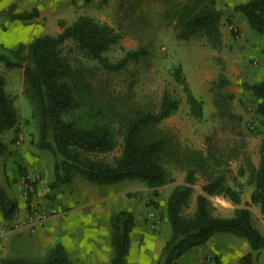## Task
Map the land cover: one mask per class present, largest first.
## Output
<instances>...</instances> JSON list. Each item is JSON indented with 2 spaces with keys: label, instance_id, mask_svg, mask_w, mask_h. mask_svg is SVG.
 <instances>
[{
  "label": "trees",
  "instance_id": "trees-1",
  "mask_svg": "<svg viewBox=\"0 0 264 264\" xmlns=\"http://www.w3.org/2000/svg\"><path fill=\"white\" fill-rule=\"evenodd\" d=\"M234 8L253 30L264 34V0L241 1ZM119 11L120 30L82 14L71 23L60 19L61 31L56 34L38 35L28 43L21 42L18 47L0 51V61L7 68L23 69L24 94L33 104L39 128L36 144L51 150L55 156L52 185L68 183L75 175H81L98 185L140 179L151 186H161L175 180L176 169L182 170L184 182L175 186L167 202L171 235L156 264H176L185 252L204 244L216 233H233L245 238L251 250L239 257L238 264H255V251L264 248V234L255 225L248 205L259 204L264 214V139L259 146L260 163L256 166L247 151L249 142L242 128L243 116L232 108L235 95L224 91L231 83L226 73H220L215 86L220 127L205 135L203 148L182 141L171 127L163 125L179 108V100L167 90L160 103L149 94L138 99L132 92L115 90L99 74L101 68L118 71L130 61L147 55L165 25H171L179 39L203 34L212 45H219L223 40L221 23L225 11L217 0H120ZM0 13L11 20L27 21L38 17L40 10L37 7L18 10L16 3H11L0 9ZM226 20L231 22V16ZM125 34L138 39L140 45L113 62L105 52ZM67 40L75 41L84 56L96 59L99 65L71 62L61 49ZM175 73L176 80L184 84L192 114L201 118L203 101L192 92L182 69ZM243 87L255 95L256 111L264 117V74L256 82H244ZM18 123L15 99L6 90V78L0 72V155L8 151L3 134L9 129L19 133ZM119 139L120 155L112 161L100 156L116 149ZM241 156L244 163L238 171L240 175H247L248 183L255 186L251 201L247 206L236 208L232 216L216 215L211 195L224 194L234 203H241L240 190L228 182L233 173L231 164ZM18 165L20 174L26 176V165L23 162ZM199 177L205 183L197 195L196 210L189 215L185 210L190 206ZM18 210L17 200L9 195L7 187L0 185V211L4 218H13ZM135 225L131 210L122 209L113 216L111 264H127ZM3 264L73 263L64 245L58 242L42 259L7 257Z\"/></svg>",
  "mask_w": 264,
  "mask_h": 264
},
{
  "label": "rangeland",
  "instance_id": "rangeland-1",
  "mask_svg": "<svg viewBox=\"0 0 264 264\" xmlns=\"http://www.w3.org/2000/svg\"><path fill=\"white\" fill-rule=\"evenodd\" d=\"M17 1L16 5L18 10H20L19 4H27L28 0ZM11 2L15 3L14 0H0V9L7 8ZM119 2L120 0L114 1L111 7L108 8L106 0H96L97 8L105 10L102 12L105 15V19L109 20L108 23L114 25L118 30H120L118 26ZM106 20L105 22H107ZM229 23L226 22L225 25H229ZM36 24L35 21L11 20L4 13H0V51H6V48L18 47L19 44L13 37L14 35L16 37L17 33L22 37V34L25 35L36 27L37 35H42L39 30L40 26L38 28ZM238 26L242 30L241 38L238 39L231 37L228 33H223L222 42L214 46L203 34H198L188 40L179 39L176 37L174 28L171 25H165L160 30L147 55L141 56L138 60L130 61L118 71L101 68L99 74L103 78L108 79L111 87L115 90L122 93L132 92L138 99H144L149 94L160 103L163 93L167 90L174 98L179 100V108L164 120L163 125L171 127L182 141L195 147L203 148L205 147V135L220 127V117L215 104V86L220 73L224 71L227 76H230L232 80V85L229 86L230 89L236 90L239 87L243 91L242 95L245 94L247 96L249 95L246 93L243 83L256 82L264 74V60L260 55V51L264 52V34L256 32L251 27H247L245 29L246 32L244 31L245 33L243 34V28L239 24ZM139 45L138 39L125 34L118 43L105 52V55L111 61L116 62L125 55L126 51L136 49ZM61 49L62 53L73 63L99 65L96 59L84 56L77 43L73 40H67L62 44ZM179 68L182 69V76L187 80L192 92L195 93L199 100L203 101V107L206 104L207 116L203 115L201 118H197L192 114L184 84L176 80L175 72ZM0 72L6 78V90L15 99V104L19 111L18 126L20 130L19 133H16L15 129L13 131L12 129L7 130L3 134L2 139L8 142L13 134V140H11L16 144L15 146L20 145V147L34 150L43 165L54 169L55 156L52 151L39 148L36 144L39 139V128L37 119L33 115V104L24 94L23 69L7 68L5 63L0 61ZM242 95L239 93L240 101L238 106L234 105L232 101V108L243 116L242 128L248 138V147L252 144L254 148H257L264 139V117L260 116L256 111L258 100L255 95L247 97L248 102L252 104L251 108H248L245 102L242 101L240 98ZM209 103L211 104L210 107ZM121 150V139H119V145L116 149L100 154V156L112 161L121 154ZM247 151L251 156L250 153L252 151L250 149ZM240 160H242V164L244 163L243 158L235 160L233 162L235 171L233 170L229 177L234 185H236L238 177L242 176L238 171L241 166ZM182 173L184 171L176 169L173 174L175 180L161 186H151L140 179H127L111 185H98L81 175H75L81 176L79 186L81 190H84V194L78 198L76 196L73 200H69L70 196L64 194V202H71V205L70 207H65L64 204H60L58 206L59 211L55 217L64 218L63 215L69 214L66 211L71 208L72 204L79 206V208H90L93 215L92 217L89 216V218L93 220L95 229L89 228V231L87 232L86 230L85 233L89 235L92 233L95 235L96 233L95 237L99 234L103 244L102 246L96 245V240L93 246L87 244L74 246L68 243L64 247L71 262L73 264H111L114 254L112 218L118 211L128 209L134 213L136 225L132 232V247L127 264H156L163 246L171 235V224L167 213L168 198L177 185L176 180L181 177ZM54 175L52 174V176ZM10 176L8 175L7 177V191L19 203L20 200L15 194L20 192L26 198L30 195L32 197L36 191V185L42 179L43 174L41 175L40 171L34 173L35 179H30V181H24L21 174L18 179ZM53 183L54 180L50 183L47 198H56V193L60 189L58 185L62 184L59 183L53 186ZM66 183L64 182L63 184ZM204 183V178L199 177L194 187L196 190L192 194L190 206L185 210L187 214L190 215L195 212L197 189L201 188L202 190ZM64 186L67 187L66 185ZM100 194L103 199L99 200ZM105 196L106 198H104ZM213 197L216 200L213 201L210 198L213 213L224 216L222 208L220 209V206L216 203L220 202L223 204L222 201L218 199V196L213 195ZM33 206L34 204L31 203V207ZM73 219H76V217L72 216L70 220L72 221ZM260 219L256 214H253L255 225L262 223ZM79 235L80 232H78ZM31 236L32 234H30ZM30 237L28 238L27 246L28 249L31 248L30 251L36 248V253L32 257L36 259L46 257L58 243L53 239L51 245L43 244L38 247L34 239ZM210 239L211 244L215 248L224 249L227 247V251L228 246L231 247L232 244H236L241 255L248 252L250 248L245 238L233 233H216ZM189 251L179 257L176 264H205L206 262L218 264V259L224 257L218 254L215 249L208 248L202 250L199 261H185L184 256ZM232 253H230L228 258L230 261L233 257H236L237 252ZM7 257H3L2 260ZM220 261L222 262L223 259H220ZM255 264H264V248L255 251Z\"/></svg>",
  "mask_w": 264,
  "mask_h": 264
},
{
  "label": "crops",
  "instance_id": "crops-1",
  "mask_svg": "<svg viewBox=\"0 0 264 264\" xmlns=\"http://www.w3.org/2000/svg\"><path fill=\"white\" fill-rule=\"evenodd\" d=\"M116 0H106L108 4V8L111 7L112 3ZM243 0H217L218 6L222 8L225 11V15L222 19L221 23V29L223 33H228L231 35V37H234L232 35V31L230 29V23L236 22L243 28V34L246 32L245 29L247 27H250L246 18L239 12L235 10V5L238 4ZM15 3H18L17 0H14ZM13 3V2H11ZM20 10L30 9L32 7H37L40 10V14L38 17H36L33 20H27V21H35V24L40 26L41 34L44 33H52L56 34L61 31V27L59 25V20L64 19L68 23L73 22L77 17H79L82 14H88L97 20L105 22V15L102 13L105 10H99L96 6V0H28L27 4H19ZM231 16L232 21L229 23V25H225L226 22H228L226 19L227 17ZM26 21V22H27ZM109 22V20H106ZM228 24V23H227ZM245 31V32H244ZM38 31L35 28H32L31 31L27 32V34H22V37L19 36V33H17L16 37L13 36L17 44L21 42H30L33 40L37 35ZM244 36V35H243ZM13 41V40H12ZM260 55L262 56V59L264 60V52L260 51ZM228 78L231 80L230 76ZM232 85V80L229 85H226L224 87V91L233 93L235 95L233 99V104L238 106V103L240 101L239 99V93L241 95L243 94V91L241 88L237 87L236 90H232L229 88V86ZM246 93L250 96H254L252 92L246 91ZM195 95V93H194ZM196 96V95H195ZM247 95H242L240 97L243 102H245V105L248 108L252 107V104L248 102L249 97ZM197 97V96H196ZM211 103V102H210ZM209 103V107L210 104ZM240 111V110H237ZM204 115L207 116L206 111V104L204 105ZM14 129H12L13 131ZM16 131V130H15ZM18 133V132H16ZM13 140V134L11 135L8 142L4 141L8 145V151L5 154L0 155V185L7 186V175H11L12 178H19L20 172H19V163L23 162L24 165H26L27 170L29 174L33 175L36 172L40 171V174H43L42 179L37 183L36 185V191L31 197V201H28L24 194L18 193L15 194L17 198H19V210L16 213V215L11 219H6L2 215L0 211V228L4 229V237L0 241V264H3L2 258L5 256L8 257H15V256H31L35 255L36 248H33V251H30L27 246L28 238L30 237V234L32 236L30 238H33L35 241V244L39 247L40 245H51L53 242V239L57 242H61L64 246H67L68 243L71 245H89L93 246L95 243L98 246H102L103 242L100 240L99 234H97V237L92 233L89 235L87 232L89 231V228H94V222L89 216L92 217V211L90 208H79L77 205L71 206L69 210L66 212H69V214L63 215L64 218H58L55 217V215H51V217L38 228L37 231L31 232L26 225L27 216L31 210V203H33L35 206L50 209L51 207H56L59 211L60 204H64L65 207H70L71 202H64V194H67L70 196L69 200H73L76 196L81 197L82 194H84V190L80 188L79 186V180L81 179V176H75L72 178V180L66 184H59L58 187L60 188L56 193V198H47V192L50 189V183L54 180L55 181V168L52 169L51 167H47V165H43L41 163V159L36 156V153L34 150L30 148H23L20 147V145L15 146L16 144L12 141ZM251 150V158L253 163L258 166L260 163V151L259 147L254 148V146L251 144L250 147L247 148V150ZM242 156L239 158L241 159ZM238 159V160H239ZM237 161V160H236ZM242 160H240V165ZM234 162V161H233ZM233 162L231 164V167L235 171ZM52 174L54 176H52ZM183 175V176H182ZM238 176V175H237ZM247 175H242L238 177V180L236 182V185H234L233 182L229 179V184L237 189L240 190L241 193V203H234L232 199L228 196H225L224 194L215 195L218 196V199L222 201L223 204L220 202H216L220 209L222 208V214L224 216H232L234 215V211L236 208L247 206V202L251 201V193L254 190L255 186L252 183H248ZM185 178V172L181 174V177L178 178L176 181V184H181L184 182ZM66 185L67 187H65ZM195 187V185H194ZM196 189H194L195 192ZM197 195L202 192L201 188L199 190L197 189ZM106 198V196L104 197ZM213 201L214 197H210ZM103 199L102 195H99V200ZM67 200V199H66ZM90 204V202H89ZM248 207L252 211L253 214H256V216L260 217L262 223H258L256 226L263 232L264 229V214L261 213L260 205L259 204H250ZM91 212V213H87ZM60 214V213H59ZM74 216L76 219L70 220L71 217ZM80 216V217H78ZM71 221V222H70ZM78 232H80V235L78 236ZM85 233V234H84ZM219 234V233H218ZM264 234V232H263ZM95 237V238H94ZM96 240V241H95ZM95 241V243H94ZM211 239H209L204 244L195 247L194 249L190 250L185 256V261H199L201 259L202 250L206 249H215L218 254H221L224 256L223 258H219L218 264H238L239 257L241 256L240 250L238 251V248L236 244H232V246H228L226 248H215L211 244ZM249 251L251 248L248 249ZM232 251V252H229ZM236 253V257H233V259L230 261L229 255L230 253L234 254ZM220 259H223L221 262Z\"/></svg>",
  "mask_w": 264,
  "mask_h": 264
},
{
  "label": "built area",
  "instance_id": "built-area-1",
  "mask_svg": "<svg viewBox=\"0 0 264 264\" xmlns=\"http://www.w3.org/2000/svg\"><path fill=\"white\" fill-rule=\"evenodd\" d=\"M103 1V0H101ZM230 29L233 33V36L235 38H241L242 37V30L238 26L236 22L230 23ZM24 181H30V179L34 180V176L31 174H27L26 176H23ZM58 213V209L56 207H51L50 209L41 208L38 206L31 207V210L27 216L26 225L28 226L29 230L31 232H35L38 230L39 227L44 225V223L51 217V215H55ZM4 237V229L0 228V241ZM205 264H209L206 262Z\"/></svg>",
  "mask_w": 264,
  "mask_h": 264
}]
</instances>
